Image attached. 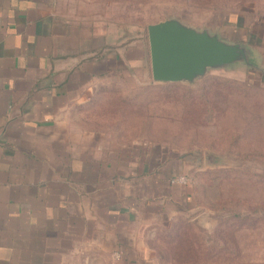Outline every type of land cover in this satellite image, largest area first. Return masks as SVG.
<instances>
[{"label":"crops","instance_id":"obj_1","mask_svg":"<svg viewBox=\"0 0 264 264\" xmlns=\"http://www.w3.org/2000/svg\"><path fill=\"white\" fill-rule=\"evenodd\" d=\"M84 1L0 0V264H149L155 251L138 243L180 211L173 165L162 176L153 155L131 162L69 134L71 114L97 101L91 83L125 62L112 27L82 21Z\"/></svg>","mask_w":264,"mask_h":264},{"label":"rangeland","instance_id":"obj_2","mask_svg":"<svg viewBox=\"0 0 264 264\" xmlns=\"http://www.w3.org/2000/svg\"><path fill=\"white\" fill-rule=\"evenodd\" d=\"M84 3L91 8H84L82 21L96 19L99 33L113 28V53L125 62L115 60L112 71L91 83L97 101L71 114L69 134L129 149L131 162L153 155L162 176L171 164L187 180L173 191L180 207L175 221L162 227L159 239L138 243L155 251L149 264H264V80L237 65L193 84L154 83L146 34L148 25L176 18L243 42L263 60L264 0ZM249 81L261 90L242 93ZM205 152L220 165L205 167ZM171 232L176 239H166ZM95 258L113 264L105 255Z\"/></svg>","mask_w":264,"mask_h":264},{"label":"water","instance_id":"obj_3","mask_svg":"<svg viewBox=\"0 0 264 264\" xmlns=\"http://www.w3.org/2000/svg\"><path fill=\"white\" fill-rule=\"evenodd\" d=\"M151 79L158 84H193L212 71L243 65L257 69V57L245 43L230 42L209 29L168 18L146 27ZM205 167L220 158L204 153ZM197 223V219L193 221Z\"/></svg>","mask_w":264,"mask_h":264},{"label":"trees","instance_id":"obj_4","mask_svg":"<svg viewBox=\"0 0 264 264\" xmlns=\"http://www.w3.org/2000/svg\"><path fill=\"white\" fill-rule=\"evenodd\" d=\"M145 31V30H144ZM248 75L251 77V78H255V77H260L264 80V69H262L261 71L259 70H256V69H249L248 70ZM264 84V83H263ZM168 86V85H167ZM174 86H178L176 84H174ZM243 90L242 93H247V92H259L261 89H260V86L257 84V83H254L253 81H249L248 84L246 86H242ZM171 180V179H170ZM170 183V181H169ZM171 185V184H170ZM168 237H166V239H171V240H174L176 239V234L175 233H169V235H167Z\"/></svg>","mask_w":264,"mask_h":264},{"label":"built area","instance_id":"obj_5","mask_svg":"<svg viewBox=\"0 0 264 264\" xmlns=\"http://www.w3.org/2000/svg\"><path fill=\"white\" fill-rule=\"evenodd\" d=\"M186 182H187L186 178L182 176L173 177L170 180L171 185H185Z\"/></svg>","mask_w":264,"mask_h":264}]
</instances>
